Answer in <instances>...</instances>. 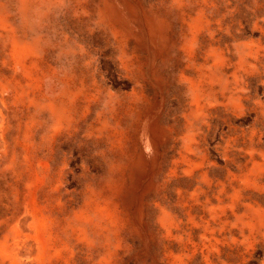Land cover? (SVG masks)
Here are the masks:
<instances>
[{
	"label": "rangeland",
	"instance_id": "rangeland-1",
	"mask_svg": "<svg viewBox=\"0 0 264 264\" xmlns=\"http://www.w3.org/2000/svg\"><path fill=\"white\" fill-rule=\"evenodd\" d=\"M0 264H264V0H0Z\"/></svg>",
	"mask_w": 264,
	"mask_h": 264
}]
</instances>
